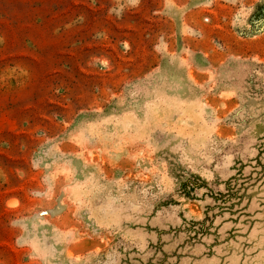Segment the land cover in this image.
I'll list each match as a JSON object with an SVG mask.
<instances>
[{
	"label": "rangeland",
	"instance_id": "1",
	"mask_svg": "<svg viewBox=\"0 0 264 264\" xmlns=\"http://www.w3.org/2000/svg\"><path fill=\"white\" fill-rule=\"evenodd\" d=\"M0 264H264V0H0Z\"/></svg>",
	"mask_w": 264,
	"mask_h": 264
}]
</instances>
